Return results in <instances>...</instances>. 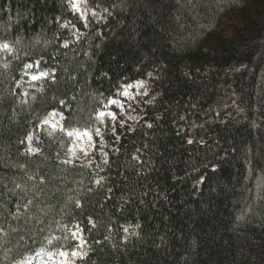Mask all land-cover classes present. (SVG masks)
<instances>
[{
	"label": "trees",
	"instance_id": "16d2710c",
	"mask_svg": "<svg viewBox=\"0 0 264 264\" xmlns=\"http://www.w3.org/2000/svg\"><path fill=\"white\" fill-rule=\"evenodd\" d=\"M71 2L0 0V264H264V0ZM147 75L113 130L100 112Z\"/></svg>",
	"mask_w": 264,
	"mask_h": 264
},
{
	"label": "rangeland",
	"instance_id": "374dc122",
	"mask_svg": "<svg viewBox=\"0 0 264 264\" xmlns=\"http://www.w3.org/2000/svg\"><path fill=\"white\" fill-rule=\"evenodd\" d=\"M83 0H72L71 6L73 10L81 15ZM44 74H29L31 80H36L43 77ZM154 93L151 92L149 87V75L147 77L136 80L135 82L127 85L121 92V98L111 99L108 107L100 112L99 117L104 120L109 119L112 124V129H116L117 122L123 126H134V123L140 119V110L143 104L153 99ZM59 120L57 116L51 114L44 126L48 130L57 128ZM42 128L33 127L27 136V146L31 152H39L42 149L41 141ZM101 133V131H99ZM69 134L73 137V146L70 149L68 159H78L80 161H89L93 157V150L95 142L93 137L88 131H70ZM99 151L104 152V145H99ZM64 252H53L48 254L35 255L27 264H75L74 255H62Z\"/></svg>",
	"mask_w": 264,
	"mask_h": 264
},
{
	"label": "bare ground",
	"instance_id": "6f19581e",
	"mask_svg": "<svg viewBox=\"0 0 264 264\" xmlns=\"http://www.w3.org/2000/svg\"><path fill=\"white\" fill-rule=\"evenodd\" d=\"M38 254H44V253H36V255H38ZM48 254V253H47Z\"/></svg>",
	"mask_w": 264,
	"mask_h": 264
},
{
	"label": "snow or ice",
	"instance_id": "6c2138e0",
	"mask_svg": "<svg viewBox=\"0 0 264 264\" xmlns=\"http://www.w3.org/2000/svg\"><path fill=\"white\" fill-rule=\"evenodd\" d=\"M62 255H65L64 253H61ZM75 255V253H73Z\"/></svg>",
	"mask_w": 264,
	"mask_h": 264
}]
</instances>
